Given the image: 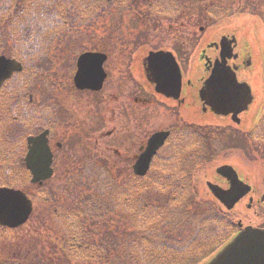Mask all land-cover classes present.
Instances as JSON below:
<instances>
[{"label":"rangeland","instance_id":"rangeland-1","mask_svg":"<svg viewBox=\"0 0 264 264\" xmlns=\"http://www.w3.org/2000/svg\"><path fill=\"white\" fill-rule=\"evenodd\" d=\"M89 1L93 2V7L88 11L79 8V1L70 3L67 10L70 20L64 27L54 30V38L51 42L45 40L46 48L42 50V39L35 37L37 34L34 32L36 30L34 25H30L32 32L29 31V38L25 39L23 36L24 31L20 27L25 26L23 18L25 13L24 10H17L18 0H0V55L6 57L23 55L30 51L31 47L39 45V50L46 51L47 56L52 60L45 62L41 58H34L37 55H30V59L26 60L29 68L10 78L0 91V185L27 190L34 205L33 213L20 228L9 231L0 227V259L9 258L15 253L14 258H24L28 264L43 263L42 259L46 263L49 255L56 264H91L90 261H97L92 264H122L127 259L131 261V253L133 256L137 253L135 245L138 235L142 232L145 235L149 233V227L145 226L146 222L138 227L136 221L138 212L136 214L134 209L144 208V213L149 219L150 215L147 212L149 209L144 207L145 199L153 197V190L156 188L151 184L155 167L153 162L148 180L136 182L133 180L132 172L134 163L128 155L136 151L138 158L141 152L138 150L139 145L145 144L151 131H160L158 129L171 125L173 127L170 130H179V133H171L170 136L174 135L169 136L166 144L168 142V146H176L175 150L180 148L181 144L191 141L187 139L195 134L196 143L188 147L191 151L186 153L188 157L216 153L215 149H220L226 141L231 144L230 147L217 151L213 162L204 170H199V193L201 197L207 199L211 197L205 184L207 180L219 182L224 187L222 180L215 173V168L222 164H231L253 190L241 199L230 213L235 220L239 219L242 225L264 226V203L258 205L254 201L264 191V140L249 138L252 125L257 121L253 120L254 112L259 110L261 104L264 109V75L262 76L260 72L258 59L256 61L257 57L260 59L264 45V0H230L231 14L226 16L225 13H221L214 18L205 15V11L197 7L195 0H179L183 4L179 16H172L163 10L160 5L162 0H149L153 5L148 8L145 2L143 14L147 11L150 13V10L152 14L146 18L137 16L139 15L137 12V15H134V12L131 15H118L111 10L114 9L113 7L108 11L109 15H104L105 4L102 0ZM253 6L257 8L254 10ZM88 25L90 26L85 27ZM17 28L18 31L15 33L13 30ZM225 33H234L239 42L240 39L246 40L253 51V64L239 71L238 78L248 82L254 98L248 110L239 115L238 125L227 117L206 113L199 102L192 105L194 95H186V102H183L178 111L175 107H171L173 111H165L164 105L158 101L153 105L151 115L148 113L149 115L134 118L132 116L137 114L139 109L132 107L131 113H124L122 101L118 102L126 98V95H119V99L113 102L111 100L114 98L113 91L106 89L104 94L109 101L104 98L106 105H103L102 111L109 117V125L104 127L103 131L105 133L117 124L116 134L113 137L100 136L94 147V158L83 156L84 150L71 148V145L68 149L64 148L63 154L56 155L53 164L55 174L51 179L43 186L32 185L29 182L30 177L26 174L22 162L26 151L25 137L38 132L49 121L51 110L54 109L52 95L58 89L57 86L54 89L52 81L62 79L60 88L65 90L68 87L67 77L73 62L68 61V65L65 64V56L73 61L71 56L75 57L84 50H94L98 44L104 42L107 49H111L105 66L108 67L109 81L114 82L113 75L116 74L115 68L118 66L116 61L118 62V57L121 56V51H118V41L131 39L135 40L134 43L132 42L135 49L133 53L140 55V59L135 60L137 70L140 67L141 57H144L148 50H168L179 58L187 78L190 77L192 83H197L199 78L205 75V69L199 60L201 49L208 43L218 44L222 34ZM218 49V47L207 49V53L216 56L219 53ZM59 56H63V60L59 59ZM32 59H35L34 63ZM126 63L132 65L131 61ZM32 65L37 67L33 68ZM109 92L111 93L108 94ZM29 95L33 97V102L28 101ZM87 95L84 97V103L91 108L90 98L99 99L100 94ZM130 117L134 118L135 122ZM109 119H111L110 123ZM94 133L99 136L98 132ZM116 136L121 137L122 143H119V147L115 144ZM184 139L187 141L184 142ZM216 141L218 142L215 147ZM112 147L120 149L121 160L115 157ZM161 152L162 150L159 155ZM164 156L168 157V154L164 153ZM157 157L155 161H158ZM102 166L113 170L112 173L124 181V184H120V192L124 194L123 201L114 202V196H119V191L114 192L111 184L103 182L104 175L99 171ZM61 170L63 172L65 170V173ZM96 171L99 173L97 182L93 174ZM170 188V185L165 186L160 198L163 199ZM144 192L147 193L145 197L142 196ZM250 195L254 199L253 206L247 208ZM107 206L113 211L103 209ZM80 208L83 210L81 211ZM75 212H83L84 219L99 224L101 229L105 220L116 223L119 230L100 241L101 245L106 240L117 245L109 251L101 248L96 251L95 248L89 249L85 243L78 241L79 236L73 244H69L70 240L69 243H65L67 240L64 237L65 221L68 223ZM131 228L132 232H128ZM37 233L45 237L49 243L40 240ZM102 234L104 236L105 233L96 236L99 238ZM120 244L123 245L121 248L118 247ZM80 245L83 246L80 248Z\"/></svg>","mask_w":264,"mask_h":264},{"label":"trees","instance_id":"trees-1","mask_svg":"<svg viewBox=\"0 0 264 264\" xmlns=\"http://www.w3.org/2000/svg\"><path fill=\"white\" fill-rule=\"evenodd\" d=\"M77 1H79V8L83 10L88 11L93 7V2L89 0H18L17 10H24L25 13L23 16L25 26L20 27L24 31V38H29L28 33L29 31L32 32L30 25H34L36 29L34 32L37 34L36 38H41L42 41L52 40L55 36L54 30L61 26L64 27L70 20L67 11L70 3L72 4ZM102 1L105 4L104 15H109L108 11L112 7L114 9L111 10L118 15H131L132 12L135 15L137 12L139 13V15L136 14L137 16L146 18L152 14L151 10L150 13L147 11L143 14L145 2H147L146 6L148 8L153 5L149 0ZM202 2L204 3L202 4ZM183 3L187 7V4ZM195 3H197V7L205 11V15L212 18L217 17L221 13H225L228 16L232 12L229 10L230 0H195ZM160 5H162L161 8L167 11V13L176 16L181 13L183 7V4L179 0H162ZM255 6L252 9L255 10L257 8ZM13 31L16 33L18 28ZM38 46H33L30 49H38ZM41 48L43 50L46 48V45H41ZM28 54L23 53L21 56H27ZM194 136L192 135V138L187 139L191 141L184 139V142H187L181 144V147L177 150H175L176 146L169 147L165 152L168 154V157H165L163 154L157 157L159 158L158 161H155V159L152 161L155 167L154 169L152 168L154 171L152 172L153 181L151 184L156 189L153 190V197L150 196V199H145L144 206L147 210L149 209L147 212L150 218L148 219L145 215L144 208L141 207L140 209L138 207L134 209L136 214L138 212L136 220L138 227L143 226L142 224L146 222L145 226L149 227V233L145 235L142 232V234L138 235L135 245L137 247L136 255L133 256L131 253L132 260L127 259L122 264H199L238 231V226L232 215L217 207L213 197L207 199L201 197V193H199V170H204L206 166L213 162L215 153L188 157L186 153H191L188 147L196 143ZM99 171H102L104 175L103 182L111 184L114 192L116 190L119 191V196H114V202L123 201L124 194L120 192V184H124V181L118 179L112 173L113 170L111 171L106 166H102ZM148 173L143 177L133 175V180L136 182L148 180ZM93 174H95V181L97 182L98 171L93 172ZM167 185H170L171 188L162 199L160 196L164 192L163 188ZM149 188H147L148 191ZM120 193H122L121 196ZM147 193L144 192L142 196L145 197ZM103 209L113 211L108 206ZM111 222L105 220L102 229L99 228V224L93 222H76V230L81 232V234L85 233L82 237H77L78 241L85 243L89 249L95 248L96 251H98V248L105 251L113 249L117 245L115 242L106 240L101 245L100 241V239L105 238L110 233L114 235L115 231L119 230L116 223ZM128 232H132V228ZM39 233H37L39 239L46 241L45 237L40 235L43 233ZM99 233L105 234L104 236L102 234L98 238L96 234ZM82 246L80 245L79 247L81 248ZM122 246V244L118 245L120 248ZM57 254L60 255L59 251H57ZM49 256L47 260L52 258L51 255ZM4 259L7 260L6 258ZM13 259L9 260L11 262L0 259V264H20L17 260L16 262L13 261ZM90 262L96 263L97 261Z\"/></svg>","mask_w":264,"mask_h":264},{"label":"flooded vegetation","instance_id":"flooded-vegetation-1","mask_svg":"<svg viewBox=\"0 0 264 264\" xmlns=\"http://www.w3.org/2000/svg\"><path fill=\"white\" fill-rule=\"evenodd\" d=\"M232 35L235 36L234 33H230V34L225 33V34H222L221 38L224 36H227L228 37L227 39H229V38H232ZM235 39L236 41L233 43L234 45L233 44L232 45L234 47L233 51L236 54L235 55L236 57L229 58L227 60V63L236 69V75L238 78L239 71L247 69L251 64H253L254 59L252 57L253 51L251 50L247 41L240 39V42H239L236 36H235ZM134 41L135 40H131V39H125V40L123 39L121 41H118V44H119L118 51H121V56L118 57V62L115 60L116 64L118 63V66L115 68L116 74L113 75L114 77L113 79H115L114 82L109 81L108 67L105 66V63L107 65V60L110 57L111 49L106 50L105 43L103 42L100 45L98 44L96 49L93 50V51L106 53V56H107V59L102 65L103 70L106 73V76L104 78V81L102 82V86L98 90H94L91 88L81 89L75 86L74 84L73 76L77 68L76 60H77L78 55L81 52L75 57L71 56L73 61L69 57L65 56L66 58L65 64L68 65V61L73 62V64L69 67L71 72H69V75L67 77L68 87L65 90H62L60 88V82L62 79L56 82L52 81L54 89H55V86H57L58 89L52 95V100L54 101V109L51 110L50 117L48 119L49 121L47 124L43 125L38 132L34 134H29V135H36L42 131L46 132L45 135L47 138V144L52 154V164L51 165L53 169V175L55 174L53 164H55L56 155L58 153L63 154L64 148L68 149L70 148V145H71V148H79L81 150H84L85 155L83 156H86L88 158H94V155H95L93 153L95 150L94 147L97 145L100 139V136L102 137L104 135H108L107 137H113L116 134L115 128L117 127V124L116 126L114 125L113 127H111L109 131L107 130V132L105 133L103 131V128L109 125L108 124L109 117H107L102 111L103 105H106V103L104 102V98H105L104 91H106V89L108 90L111 89L110 91H113L112 94L114 95V98L111 99L113 102L119 99L118 97L119 95H122V94L126 95V98L120 99L118 100V102L121 103L122 101L121 103L123 104L122 112L124 113L125 112L131 113V108L137 107L139 109V112L137 114L135 113L132 116L134 118H136V116L141 117L142 115H145L148 113L151 115L153 105L156 104V102L158 101L161 103V105H164L165 111H173L171 107H175L176 110L178 111L181 108L182 104L186 102V99H187L186 95L188 96L194 95V101H192V105L197 104L199 102L201 104L202 110L206 111V113L208 112V113H211V115L213 116L227 117L229 120L231 119L230 115L220 116V115L213 114L211 112V109L206 105V101L204 100V98L202 99L200 95L204 82L206 78L209 76L214 66L215 60L218 59V55H219L218 53V55L216 56L214 55L211 56L207 53V49H210V48L217 49L218 47L217 43H208L204 48L201 49V52L199 54V60L203 64L202 66L205 69V75L201 76L197 83H192V79L190 77L187 78V76L185 77L184 71H183L182 79L179 80L180 83H179L178 91L176 92V90L174 91L170 87L167 89V93L169 94L165 96L164 94L158 93L155 90V84L153 82L155 79L151 72V68L154 69L155 66L154 64L151 65L146 58V55L152 49L148 50L144 57H141L140 67L137 70L135 60L136 58L140 59L139 58L140 55L133 53L135 51V49L133 48ZM115 47L117 48V46ZM262 48L263 49L261 51L262 54L260 56V59L259 57L256 58V61L258 59L259 68L260 66L262 67L264 65V61H262V59H264V45L262 46ZM154 50H158V49H154ZM218 52H219V49H218ZM62 58L64 57L59 56V59L63 60ZM121 58H123L125 61H123ZM176 58L177 60L179 59L178 57ZM130 61L132 62V65L126 63ZM57 67L59 66L57 65ZM238 80L240 82H246V80L242 81L239 78ZM111 81H112V78H111ZM89 93L90 94H100L99 99H96L93 97L90 98L91 108L88 106V104L84 103V97L88 96L87 94ZM110 93L111 92H109L108 94ZM30 95H29L28 101L33 102V97ZM40 116H43V115L40 114ZM262 117H264V112H263ZM134 118H132L133 122H135ZM110 121L111 119H109V123ZM172 127L173 125H171L170 127L158 129V130H170ZM90 129L91 131H93L92 133H90L91 132ZM95 131L98 132L99 136L94 133ZM172 131L173 130H170V135L171 133H174V134L179 133V130H176V131L174 130L173 132ZM152 133L153 131H151L150 135ZM182 138H183V134H182ZM120 139L121 137L119 136H116L114 138V140L116 141L115 144L116 145L118 144L117 145L118 147H119V143H122L120 142ZM147 139L145 141V144L147 142ZM69 140H72V141L68 142ZM145 144L139 145L138 150L142 151L145 147ZM165 144L158 150L157 154L161 151V149L165 146ZM112 150H113V153L115 154V157H117L118 160H121L120 149L116 147V148H113ZM128 158L134 163L137 159L136 151L135 152L132 151L130 153V156L128 155ZM23 159H24V156H23ZM23 165H24V169L26 170V174L30 175L29 171L25 167L24 162H23ZM63 173H65V170ZM44 183L45 182H43L41 186H43ZM257 202H261V203L264 202V192L261 194V197L257 200ZM247 207H250V206H247ZM80 210L82 211L83 209L80 208ZM43 220L44 218L41 219V221ZM85 221H88V219H84L83 212H80V213L75 212L74 214H72L69 222L67 223L65 221L66 226L69 227V231H64L65 233L64 237H68L71 240H75L78 236L82 237L83 235H85V233L81 234V232H78L76 230V222H85ZM72 228H74L75 232L72 231ZM70 243L73 244L74 241ZM14 255L16 254L13 253V255L10 257L14 258ZM10 257L9 258L5 257L7 260H5L4 258L3 260L11 262L9 261L11 259ZM16 260L20 264H28V262H26L24 258L22 259L14 258L13 259V261L15 262ZM42 262L43 263L34 262L32 264H56L53 258L48 259L46 263H45V260L42 259Z\"/></svg>","mask_w":264,"mask_h":264},{"label":"water","instance_id":"water-1","mask_svg":"<svg viewBox=\"0 0 264 264\" xmlns=\"http://www.w3.org/2000/svg\"><path fill=\"white\" fill-rule=\"evenodd\" d=\"M226 39V38H224ZM220 60L216 59L209 77L205 80L201 90V97L206 99L211 109L219 114H234L245 109L250 100L249 88L236 81L234 70L226 65V59L232 56L231 41L221 40ZM103 56L86 52L79 56L76 83L81 85L84 79L96 83L103 78L101 64ZM156 83V90L164 93L168 88L176 92L179 87V70L170 52H149L148 58ZM21 64L15 59L0 55V86L14 71H19ZM79 74V75H78ZM176 84L171 85L173 82ZM169 94V93H168ZM46 132L37 136L27 137V153L25 163L31 172V182L39 184L50 177L52 169L51 152L47 145ZM168 132L160 131L152 134L148 139L144 151L138 157L134 172L144 175L149 167L152 156L164 142ZM216 172L225 176L231 184L229 190H222L218 185L208 182L212 193L230 209L234 203L249 190V187L238 180L236 173L229 165H223ZM32 210V201L26 193L18 188L0 186V225L10 228L23 224ZM204 264H264V229L247 226L236 233L216 254Z\"/></svg>","mask_w":264,"mask_h":264}]
</instances>
